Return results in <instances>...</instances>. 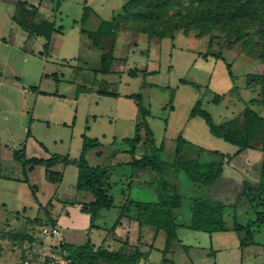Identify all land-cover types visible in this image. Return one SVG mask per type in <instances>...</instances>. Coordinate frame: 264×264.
<instances>
[{
  "label": "rangeland",
  "instance_id": "374dc122",
  "mask_svg": "<svg viewBox=\"0 0 264 264\" xmlns=\"http://www.w3.org/2000/svg\"><path fill=\"white\" fill-rule=\"evenodd\" d=\"M26 1L38 6L41 17L54 18L62 24V32L55 33L49 54L44 55L40 52L43 37L28 36L12 20L16 0H0V141L10 148L25 144L27 156L44 157L46 152L42 143L49 154L68 152L72 156L79 152L81 133L85 132L100 141L97 148L88 149V162L109 164L112 150L124 147L122 138L134 133L135 102L124 96L133 92L141 93L142 103L149 110L147 122L153 133L154 145L162 144L160 158L166 162L174 159L178 134L186 139L181 151L186 158L219 162L221 154H216L214 150L232 154L237 149L235 145L211 134L201 116L189 117V111L197 100L215 123L230 118L239 121L245 106L264 116V102L260 94L261 84L264 85V57H259L264 38L255 33L248 42L240 36L231 48L226 47L237 33L241 35L248 29L241 20H234L232 25L204 24L201 20H188L190 15L197 19L200 16L196 0H157L149 5L142 3L131 7L137 14H125L118 23L115 36L105 39L103 48H97L91 45V39L79 27L94 29L100 20L110 19L121 12L128 0H60L57 9L56 0ZM215 1L221 5L229 3V0ZM84 5L90 9L86 21L81 24ZM174 21L183 23L185 28L174 29ZM142 29L162 30L165 34H172V37L148 36ZM200 31H204V36H199ZM110 46L114 55L111 71L95 72L97 56L108 51ZM218 52L220 58L213 55ZM226 63H230L232 77L228 75ZM130 68H136L137 73L128 74ZM143 69L153 72L144 74ZM77 84L94 88L102 85L119 92V95L79 92L76 100ZM35 89L57 90L60 95L43 94ZM215 94L220 95L217 102L212 100ZM93 114L97 115L96 119H92ZM36 116L39 119H35ZM144 133L141 129L143 138ZM113 138L116 139L114 142ZM252 144L258 147L256 141ZM147 147L149 149L150 145ZM97 150H100L99 155L94 153ZM143 152L139 147L135 155ZM117 157L125 159L128 155L120 152ZM262 157L260 150L245 149L223 163L220 177L209 186L192 182L183 170L175 171L172 167L166 168L162 176L154 170H145L142 175L149 181L143 186L137 181H130V168H118L110 176L109 192L114 206L102 210L95 222L105 226L109 232L118 215V206L126 196L156 200L157 183L164 177L176 184L182 200L175 210L180 223L178 234L166 255L174 264H190L186 254L194 264H264V222L254 228V243L247 244L243 250L238 243L244 237V231L231 232L233 234L229 235L233 236L226 241L225 252L217 255L216 260L212 253L205 252L211 250L209 233L193 230L187 225L190 219L189 202L193 197L222 201L226 204L228 219L235 214L239 224L253 220L256 208L247 198H237V194L244 179L254 180L259 176ZM75 169L76 166L71 164L62 182L69 193L74 188ZM0 174L14 178L23 176L21 163L2 149ZM27 179L37 187L36 199L27 183L19 179L0 178V264H14L21 259V255L30 253L37 256L57 253L62 242L60 240L55 244L59 238L46 232L51 228L49 218H53L50 212H46L49 205L38 208L48 201L55 190L60 192L62 186L47 181L41 165H35L27 173ZM23 205L24 210L21 208ZM52 211H57L56 206ZM74 221L75 227L72 228L78 235L73 242L81 243L82 217L75 216ZM66 229L62 225L61 230ZM148 229L145 239L153 240L156 247H164V231L159 229L153 239L154 228ZM94 240L99 242L96 241L97 235ZM161 254L160 249L153 251L150 260L159 264ZM104 262L101 260L100 264Z\"/></svg>",
  "mask_w": 264,
  "mask_h": 264
},
{
  "label": "trees",
  "instance_id": "16d2710c",
  "mask_svg": "<svg viewBox=\"0 0 264 264\" xmlns=\"http://www.w3.org/2000/svg\"><path fill=\"white\" fill-rule=\"evenodd\" d=\"M59 1L56 0L55 8L59 7ZM157 0H128L122 6L121 12H117L110 19H102L95 29H86L80 26L79 30L85 33L91 39V45L97 48H103V42L112 36H115L118 23L125 14H137L132 11L131 7L142 4L149 5ZM231 1V3H230ZM196 7L199 9L200 16L190 15L192 21H202L204 24H231L234 20H241L248 28L244 32L237 33L235 38L228 41L227 48H231L233 44L240 40V36H244L245 41L252 40L255 33L260 34L264 38V0H229V3L220 4L215 0H196ZM90 7L84 5V11L80 18L83 24L88 15ZM18 26L27 32L28 36H41L42 50L44 55L49 54V45L52 33H61L62 24L57 23L55 19L48 20L39 15L38 6L26 0H16L14 12L11 15ZM185 28V25L179 21L173 22V28ZM252 28V29H250ZM250 29V30H249ZM148 36L166 37L172 34H165L164 31L158 29H142ZM204 31H200L199 36H204ZM211 37L209 38V42ZM262 50L259 57H264V41H262ZM112 46L108 51L101 52L97 57V66L94 68L95 72L108 73L111 71V64L114 59L112 54ZM206 55V54H205ZM216 58H220L221 54L218 52L213 54ZM228 75L232 77L230 71V63H226ZM136 68L128 69L127 73L135 75ZM144 74L153 72L142 70ZM55 79H57L55 75ZM181 82L185 80L181 79ZM39 93L50 94L43 90L35 89ZM76 95L79 92L95 91L98 94L105 96H118L119 92L109 89L105 86L87 87L85 85H76ZM51 94H57L52 92ZM261 101L264 102V85L261 84ZM125 97L132 98L136 106V117L134 123V133L130 137H124L122 140L129 145L127 151L131 154L135 153L137 147L143 149V154L139 157H133L128 164L134 170L151 169L162 176L166 168H174L175 171L183 170L186 177L192 182L209 186L213 184L221 175L223 170L224 160L229 161L233 156L240 153L246 148H255L252 141L257 142V149L262 154V160L259 169V178L256 183H251L244 180L242 190L237 195V198L245 197L250 204L255 207V218L245 224H239L236 221L235 215L231 216L229 220L225 213L226 204L219 200H211L203 197H193L189 205L190 209V223L189 228L193 230H200L211 234L215 231L234 230L244 231V237L240 240V246L252 242L253 231L264 222V116L259 114L250 106H245L237 121L236 118H230L224 122L215 123L212 120L208 111L201 107L200 101L197 100L189 111V117L195 115L201 116L208 126L211 134L222 138L223 140L235 145L236 151L232 154L219 153L214 150L216 154H221L219 162L213 161H199L197 158H186L181 155L183 144L186 139L178 134L176 137L175 156L172 162H166L160 158V151H162V144L158 147L154 145L153 133L148 126L147 116L149 115L148 108L142 103L140 92H133L125 94ZM220 95L215 94L213 101H219ZM253 102V100H251ZM74 117L71 124H73ZM88 127L85 126V129ZM141 129H144V138L140 134ZM29 134V127H27V135ZM81 148L77 157H69L67 154L51 153L48 157L27 156L25 153V144L19 148L12 149V158L21 163L23 178L21 181L27 183L33 197L36 199L35 190L36 185L30 184L27 179V170L32 169L35 165H42L44 167V178L52 183L59 184L62 180L63 173L61 170L53 168V165L61 162L64 165L74 164L77 167V175L75 181V188L88 190L93 199L89 202L80 203V211L88 214L89 224L88 229L95 227V220L104 209H110L114 206L112 196L108 193V178L109 170L105 166H92L88 163L85 157L86 150L100 145V141L96 137H89L85 132L81 133ZM44 147V145L41 143ZM148 145H150L148 149ZM157 198L154 201H140L126 198L119 208L118 216L109 228L113 231L115 226L119 223L122 216L134 206V219L141 224H149L156 229H161L165 233V244L161 250L163 257L159 264H174L173 260L166 258L164 254L169 250L172 240L176 237V230L178 223L176 222L175 210L181 205V195L178 192L176 184L171 183L167 178L161 177L157 183ZM64 202V201H63ZM46 205H51V198ZM259 208V210H257ZM47 212V211H46ZM51 226L55 225V220L49 218ZM59 249L66 250L71 264H98V261L103 260L115 264H138V260L142 254L138 249L132 253L126 254L119 249H115L111 245L95 246L88 237L85 242L81 244L69 243L62 241L59 243Z\"/></svg>",
  "mask_w": 264,
  "mask_h": 264
},
{
  "label": "crops",
  "instance_id": "0c3cea01",
  "mask_svg": "<svg viewBox=\"0 0 264 264\" xmlns=\"http://www.w3.org/2000/svg\"><path fill=\"white\" fill-rule=\"evenodd\" d=\"M46 19L52 20V19H49V18H46ZM54 36H55V33H52V36H51V39H50V45H51V42H52ZM50 45H49V49H50ZM0 75H1V72H0ZM38 90H40V89H38ZM46 92H48V91H46ZM52 92H56L57 95H60L57 92V90H55V91H49L48 93H52ZM74 97H75L76 100H78L79 95H76ZM96 116H97L96 114H93L92 115V119H96L97 118ZM35 119H39V116H36ZM63 124H65V122H63ZM87 127H88L87 129H89V126H87ZM115 140L116 139L113 138V142ZM98 146H96L94 148H97ZM0 147H1L0 148V151L2 149V151L4 153L6 152L7 155L10 154L11 157H12V149L19 148V147L10 148L6 143L1 142V141H0ZM156 147H158V146H156ZM43 148H44V150L46 152V154H45L44 157H48L50 155L49 152H48L49 150L47 149V147L45 145H44ZM80 148H81V144H80ZM128 148H129V145L126 142H124V147H120V148L113 149L112 152H111L112 161L109 164H105V165L104 164H90L88 162L92 166H97L98 165V166H105L106 168H108V170H109L108 193L110 195H111V193L109 192V188H110V184H111L110 176H111L112 172L115 171V170H117L118 168H123V167L130 168V172H131L130 173L131 174L130 175L131 176V180L130 181L131 182L132 181H137V184L138 185H143L144 186L149 181L148 180V177H145V176L142 175V172H144L145 170H151V169L134 170L128 164V162L133 157H139L141 155V154L139 156H136L135 155L136 154V151H137V149L139 147L136 148L134 154L129 153L127 151ZM254 149H257V148H254ZM244 150H242L241 152H243ZM257 150H259V149H257ZM120 152L127 154L128 155V158L119 159L117 156H118V154ZM79 153H80V150H79V152H77V154H72V156H69L68 152H65L64 154H67L69 157L74 158V157H77L79 155ZM94 153L96 155H99L100 154V150H97ZM240 153H238V154H240ZM88 154H89V150H86L85 157H86V160L87 161H88V159H87ZM159 155H160V153H159ZM262 156H263V154H262ZM229 161L224 160V162H229ZM70 165L71 164L64 165L61 162H58V163H56V164L53 165V168H55L57 170H61L62 173H63V177H62L61 182L59 184H56L58 187L59 186H62V182L64 180L66 170L69 168ZM30 170L31 169H28L27 170V173ZM43 173H44V167H43ZM74 173H75V181H76L77 167H76ZM0 178H4V179H15V180H18L19 179L18 181H21V179L23 178V176L22 177L14 178V177H11L9 175H1L0 174ZM258 178H259V176L257 178H255L254 180H246V179H244V180L249 181L251 183H256L258 181ZM75 181H74V188L71 189L72 192L69 193L67 191L68 190L67 187H63L62 186L60 192H58L57 190H55L53 192V194L50 196V198H51V205L47 206V208H46V203H47L46 202V203L40 204V206H38V208H40V207L46 208L48 210L47 212L48 213L50 212V214L53 215V218L52 219L55 220V225L54 226H57L58 227V231H59L58 234L54 236L56 238H59L57 241H55L56 242L55 244H57L60 240L66 241V242H69V243H74L73 241L77 237L78 234H77V232H75V230L72 227H75L74 224H73L75 222L74 221L75 216H80V217H82V220H83L82 221L83 224H82V227H81L83 229V233H82L83 234V240H82L83 242H85L86 239L89 237L95 246L102 245L104 247V246H107V245H111L115 249H119L121 252H124L126 254H130L135 249H138L141 253H143L142 254V257L138 260V264H154L150 260V258L152 257V252L155 251V250H159V249L162 250L163 247L162 248L161 247H156L154 245V241L153 240L152 241H150V239L146 240L145 239V232H146V230L148 228L153 227L154 228L153 229V232H154L153 239H154V237H156L157 232H158L159 229H156L154 226L149 225V224H141L140 225L137 222V220L134 219L135 208L132 205L130 206V209L126 212V215H124V216H122L120 218L119 223L115 226V228H114L113 231H109L108 232V229H106L105 226H100L96 222H95V225H96L95 227L88 229V224H89L88 214L80 211L79 206H80V203L81 202H89V201H91L93 199V196H92V194L88 190L76 189L75 188ZM243 181H242V184H243ZM241 190H242V188H241ZM36 193H37V188L35 190V196L37 198ZM126 198L133 199V200H140V199H136V198H131L129 195H127ZM126 198H125V200H126ZM124 201L122 203H124ZM140 201H146V200H140ZM112 202H113V198H112ZM190 203H191V201L189 202V205H190ZM1 204L2 205H6L5 202H2ZM113 204H114V202H113ZM54 206H56V208H57V211L56 212L52 211V208ZM21 208L24 210L25 209V206L23 205V206H21ZM190 217H191V214H190ZM176 222L178 223V227H177V230H176V237H177L178 228L180 226V223L177 221V218H176ZM189 223H190V219H189V221H187V225H189ZM62 225H64V227H66L67 229L64 230V231H62L61 230ZM231 232H234V230L215 231V232H212L211 234H209L208 235V241H209V248L211 250L205 251V252L212 253L213 254V258H215V260H216L217 255H219L222 252H225V249L227 248L226 241H228V239H229L230 236H233V235H229V234H233ZM95 235H97V240L96 241H99V242H94L95 241L94 240V236ZM251 241L252 242H250V243H254V241H255L253 239V236H252V240ZM83 242H81V243H83ZM81 243H75V244H81ZM246 245L247 244L240 246V241L238 243V246L242 250L244 249V247ZM185 246L187 247V245H184V247ZM130 250H132V251L130 252ZM170 250L171 249L169 248V250L164 254L165 257H166V255L168 254V252ZM161 253H162V251H161ZM27 255H34V254L30 253V254H26V255H21V258H23V257H25ZM34 256H37V255H34ZM162 257H163V253L161 254V258ZM161 258H160V260H161ZM166 258H168V257H166ZM186 258H187V260H189L190 264H194V262L191 260V258L189 257L188 254H186ZM100 263H101V260L98 261V264H100ZM104 264H115V263L104 262Z\"/></svg>",
  "mask_w": 264,
  "mask_h": 264
},
{
  "label": "built area",
  "instance_id": "2783aa9c",
  "mask_svg": "<svg viewBox=\"0 0 264 264\" xmlns=\"http://www.w3.org/2000/svg\"><path fill=\"white\" fill-rule=\"evenodd\" d=\"M53 236L58 234V227L52 226L46 231ZM14 264H71L66 250L58 249L57 253H49L41 256L27 255Z\"/></svg>",
  "mask_w": 264,
  "mask_h": 264
}]
</instances>
